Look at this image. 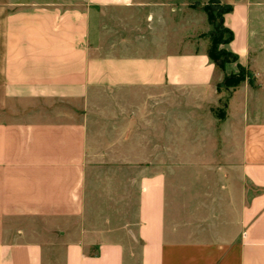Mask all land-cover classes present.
Instances as JSON below:
<instances>
[{
    "label": "crops",
    "instance_id": "obj_1",
    "mask_svg": "<svg viewBox=\"0 0 264 264\" xmlns=\"http://www.w3.org/2000/svg\"><path fill=\"white\" fill-rule=\"evenodd\" d=\"M216 1L224 69L211 0H0V264H264V0Z\"/></svg>",
    "mask_w": 264,
    "mask_h": 264
},
{
    "label": "trees",
    "instance_id": "obj_2",
    "mask_svg": "<svg viewBox=\"0 0 264 264\" xmlns=\"http://www.w3.org/2000/svg\"><path fill=\"white\" fill-rule=\"evenodd\" d=\"M209 5H213L212 8H210ZM215 8L218 9V16L215 15ZM205 10L208 13L210 22L214 26L210 57L214 62L224 69L228 62L237 60V57L234 54L221 49L222 44L229 43L233 39L232 32L228 29H225L223 26V16L225 13L230 11V7L220 5V3H218L216 0H211V2L205 7ZM216 17L219 18V22H216ZM225 33L228 34L227 38H224L223 36ZM244 72L245 69L240 68V72L238 74L227 76L224 85L226 87L237 86L240 82L246 80Z\"/></svg>",
    "mask_w": 264,
    "mask_h": 264
},
{
    "label": "rangeland",
    "instance_id": "obj_3",
    "mask_svg": "<svg viewBox=\"0 0 264 264\" xmlns=\"http://www.w3.org/2000/svg\"><path fill=\"white\" fill-rule=\"evenodd\" d=\"M212 6H213V5H209L210 8H212ZM217 10H218V9L215 8V13H216L215 15H216V16H218V15H217ZM216 22H219V18H218V17H216ZM223 36H224V38H227V37H228V34L225 33ZM244 74H245L246 78H248V74H247L246 70H245Z\"/></svg>",
    "mask_w": 264,
    "mask_h": 264
}]
</instances>
